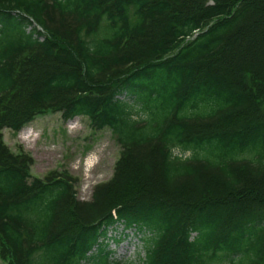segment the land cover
<instances>
[{
    "label": "trees",
    "instance_id": "16d2710c",
    "mask_svg": "<svg viewBox=\"0 0 264 264\" xmlns=\"http://www.w3.org/2000/svg\"><path fill=\"white\" fill-rule=\"evenodd\" d=\"M50 109L121 146L89 200L4 143ZM118 225L139 264H264V0H0V256L133 264Z\"/></svg>",
    "mask_w": 264,
    "mask_h": 264
},
{
    "label": "rangeland",
    "instance_id": "374dc122",
    "mask_svg": "<svg viewBox=\"0 0 264 264\" xmlns=\"http://www.w3.org/2000/svg\"><path fill=\"white\" fill-rule=\"evenodd\" d=\"M25 131L30 136L23 138ZM4 143L13 153L24 151L32 158L30 173L44 177L50 171H67L75 180L77 196L89 200L94 186L109 181L114 173L121 146L108 127L96 130L87 116L66 120L61 111L37 114L20 131L2 130ZM175 154L187 156L175 149ZM143 233L111 228L106 239L112 259L139 264L144 257ZM0 264H10L0 256Z\"/></svg>",
    "mask_w": 264,
    "mask_h": 264
},
{
    "label": "bare ground",
    "instance_id": "6f19581e",
    "mask_svg": "<svg viewBox=\"0 0 264 264\" xmlns=\"http://www.w3.org/2000/svg\"><path fill=\"white\" fill-rule=\"evenodd\" d=\"M30 136V131H25L23 134V138H27Z\"/></svg>",
    "mask_w": 264,
    "mask_h": 264
}]
</instances>
